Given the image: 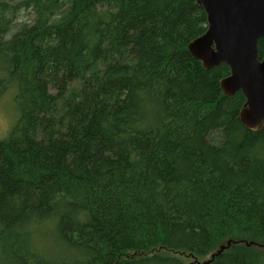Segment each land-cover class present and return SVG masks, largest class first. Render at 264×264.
<instances>
[{"label":"trees","instance_id":"1","mask_svg":"<svg viewBox=\"0 0 264 264\" xmlns=\"http://www.w3.org/2000/svg\"><path fill=\"white\" fill-rule=\"evenodd\" d=\"M205 31L196 0H0V264H264V126Z\"/></svg>","mask_w":264,"mask_h":264},{"label":"water","instance_id":"2","mask_svg":"<svg viewBox=\"0 0 264 264\" xmlns=\"http://www.w3.org/2000/svg\"><path fill=\"white\" fill-rule=\"evenodd\" d=\"M206 14V31L187 46L189 54L208 70L225 64L229 75L220 80L225 96L240 92L245 103L241 124L258 132L264 126V0H196ZM230 245V242H227ZM221 247L211 258L218 255Z\"/></svg>","mask_w":264,"mask_h":264},{"label":"rangeland","instance_id":"3","mask_svg":"<svg viewBox=\"0 0 264 264\" xmlns=\"http://www.w3.org/2000/svg\"><path fill=\"white\" fill-rule=\"evenodd\" d=\"M22 19H23V17H22ZM11 124H12L11 107L6 101L1 100V102H0V138L3 137L7 133ZM229 246L230 245L226 244L223 247H225V249H228ZM217 251L218 250H216L215 252H217ZM213 254L207 255L205 258H197L195 256H187V257H185V263L186 264H209V261H210V259H212L211 256Z\"/></svg>","mask_w":264,"mask_h":264},{"label":"flooded vegetation","instance_id":"4","mask_svg":"<svg viewBox=\"0 0 264 264\" xmlns=\"http://www.w3.org/2000/svg\"><path fill=\"white\" fill-rule=\"evenodd\" d=\"M200 6H201V5H200ZM206 27H207V22H206ZM258 43H259V42H258ZM257 48H258V45H257ZM258 52H259V50H258ZM263 56H264V55H263ZM263 56H262V57H263ZM259 57H260V56H259ZM262 57H260V58H262ZM244 103H245V102H244ZM243 105H244V104H243Z\"/></svg>","mask_w":264,"mask_h":264}]
</instances>
